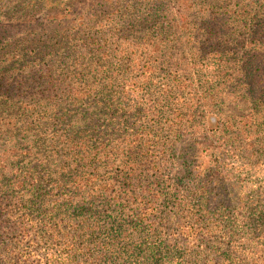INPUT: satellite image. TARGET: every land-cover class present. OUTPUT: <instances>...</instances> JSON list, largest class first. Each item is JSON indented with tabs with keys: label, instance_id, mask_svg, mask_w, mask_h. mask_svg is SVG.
<instances>
[{
	"label": "trees",
	"instance_id": "16d2710c",
	"mask_svg": "<svg viewBox=\"0 0 264 264\" xmlns=\"http://www.w3.org/2000/svg\"><path fill=\"white\" fill-rule=\"evenodd\" d=\"M57 1L0 0V18L32 21ZM233 1L145 51L114 48L88 19L53 52L0 53V264H264V179L232 209L212 205L215 189L247 184L242 152L264 161V0ZM165 39L177 54L159 52ZM239 100L250 138L222 121Z\"/></svg>",
	"mask_w": 264,
	"mask_h": 264
},
{
	"label": "rangeland",
	"instance_id": "374dc122",
	"mask_svg": "<svg viewBox=\"0 0 264 264\" xmlns=\"http://www.w3.org/2000/svg\"><path fill=\"white\" fill-rule=\"evenodd\" d=\"M182 1L186 2L184 8H182V3L178 2V0H58L51 8L35 11L32 21L30 20V16L25 18V20L24 18H21V20L0 18V53L16 49L17 47L23 49L27 41H30L28 50L38 47L45 52H53L55 47L52 46V43L55 41L53 39L57 35H67L68 39V36L75 31L70 30V28L78 26L79 30L82 31L84 27L80 26V24L85 25L83 22L88 21V19L91 20L90 25L96 31L98 28L105 29V26L108 28L106 32L112 34L111 40L113 39L115 43L113 46L114 48L115 45H117L118 49L127 48L130 51H145L147 50L145 46L147 43L161 40L160 31L162 28L164 33H168L170 37L173 34H177L179 37L182 36L183 33H181V29L187 27L189 31L188 33H183V35H190V33H193L194 24L199 17L197 12H199L200 16H205L215 11L211 8L214 6V0H208L206 2L207 6H211H209L206 13L202 11L207 8V6L198 5V0ZM201 1V3H203L205 0ZM221 1H225L224 5L229 3L235 4L233 0L231 2H229V0H219L218 3ZM93 4H103V6L95 5L94 11H92L94 13L91 16L89 7ZM183 10H185L186 13L185 21L181 22V24L180 21L175 23L173 21L174 18H177L175 14ZM164 14L168 15L166 23L162 21ZM62 16L68 17L72 23L67 27L61 26ZM168 20L171 21L170 24H167ZM54 25H57L58 31L56 33L52 31ZM63 29H65V31ZM38 38L45 39L47 41L46 44L42 42L40 44H34L35 40ZM171 38L175 39V37ZM167 40L168 39H165V44L159 47V52L165 53L169 51L165 56L177 54L179 51L178 43L173 44V40ZM133 43H136L137 46H132ZM141 75V73L134 74L132 77L134 82H137L140 77L141 81L145 79L149 75V71L146 72L147 76ZM221 112L224 114V117L228 116V120L233 124V127L230 128L231 133H235L237 131L235 128L239 127L249 135V138L253 135L255 122L254 118L251 119L250 117L249 106L245 100H239L238 102L224 101ZM236 116L239 118H233ZM224 117H222V121L224 119L227 120V118ZM242 117L245 119L242 121V125H240V119ZM217 119L218 118L211 114H208L205 120L199 119L197 123L201 129L209 130L210 128H214V120L217 121ZM244 123H246V125H243ZM261 129L264 132V125ZM255 134L257 135V132H255ZM262 137L264 139V134H262ZM254 140H257L256 137H254ZM252 141L253 139H251V142ZM246 148L249 147L246 146ZM256 150H258V148ZM239 160L243 161L244 165H247L251 169L250 175L242 176L247 177V184L242 188L233 187L232 198L227 196L228 191L225 192L220 189H215L214 195H216L212 197L213 207L222 204V208L232 209L237 206L235 203L237 197L241 195L249 197L255 196L253 195L254 193L256 194L254 182L264 179V161L262 156L259 151L256 153L252 152L250 156L249 152H242ZM175 171L176 168H174L172 172L175 173ZM227 188L230 189V187ZM234 196L236 199L233 200Z\"/></svg>",
	"mask_w": 264,
	"mask_h": 264
}]
</instances>
